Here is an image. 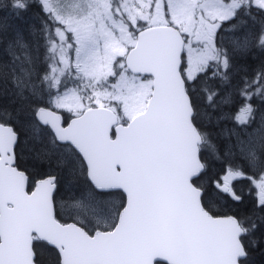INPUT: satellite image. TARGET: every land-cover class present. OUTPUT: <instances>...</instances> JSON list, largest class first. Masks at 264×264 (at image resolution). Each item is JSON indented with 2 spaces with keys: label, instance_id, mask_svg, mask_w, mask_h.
I'll list each match as a JSON object with an SVG mask.
<instances>
[{
  "label": "snow or ice",
  "instance_id": "obj_1",
  "mask_svg": "<svg viewBox=\"0 0 264 264\" xmlns=\"http://www.w3.org/2000/svg\"><path fill=\"white\" fill-rule=\"evenodd\" d=\"M10 6L20 14L31 7L28 0H12ZM253 6L264 11V0H81L62 14L44 0L52 22L61 25L55 29L59 44L49 36V52L59 56L44 77L57 91L49 104L76 118L62 127L48 107L36 109L35 116L51 126L58 141L74 146L95 191L122 189L127 201L109 210L92 197L94 219L61 223L54 214L55 178L40 181L29 194L28 177L13 166L16 133L0 123V264H34L33 242L39 240L58 249L60 264H240L246 259L243 238L249 229L202 203L197 181L205 165L198 153L207 134L194 123L185 85L207 75L210 61L219 64L221 56L229 67L228 53L215 47L218 21ZM259 42L264 47V34ZM247 43L245 37L240 46ZM117 57L123 62L116 64ZM117 76L109 91L108 79ZM261 79L264 75L246 83L241 95L249 98ZM68 81L76 86L68 88ZM215 95L209 94L210 103ZM252 113L251 105H243L237 122L246 125ZM248 156L256 162L255 151ZM243 175L228 169L216 188L238 200L231 182ZM258 187L264 203V176Z\"/></svg>",
  "mask_w": 264,
  "mask_h": 264
},
{
  "label": "trees",
  "instance_id": "obj_2",
  "mask_svg": "<svg viewBox=\"0 0 264 264\" xmlns=\"http://www.w3.org/2000/svg\"><path fill=\"white\" fill-rule=\"evenodd\" d=\"M0 2H9L8 7H11L12 0ZM28 2L31 7L26 12H39V6L34 0ZM261 34H264V11L255 6L251 9L245 8L230 20L220 22L214 35L215 47L228 53L229 67L224 68V57L221 56L219 64L210 61L211 71H208L207 75L201 73L195 81L187 82L194 109V123L202 133L207 134V143L203 144L200 150L205 169L197 181L204 193L202 202L206 207H211L214 214L236 216L242 226L249 229L248 235L243 238L247 251L244 264H264V203L259 199V191L254 184V179L258 177L264 165V91L257 93L258 88L264 90V79L249 89V98L241 95L246 83L252 84L264 75V47L259 42ZM245 37L248 43L246 47H242L240 45ZM6 47L10 49V42ZM32 60H35L34 56ZM0 65L3 66L1 60ZM13 89L16 90L15 86ZM210 93H216L211 103L208 100ZM4 94L7 95L5 98ZM27 102L23 95L18 93L16 96H10L9 92L0 88V107L6 116L19 119L18 124L21 123L23 127L15 123L19 127L16 147L18 166L27 171L30 178L55 175L57 190L54 202L62 219H74L72 216H76L78 212H82V218L94 219L93 212L85 209L79 211V207L72 206L73 202H81L87 198L91 188L80 160L73 151H68L71 155L55 142L48 143L43 137L42 142L40 135L27 131L23 124L31 123L25 118L30 111L31 120L38 124L33 118L34 107L28 109ZM36 103L41 104L39 101ZM245 104L251 105L254 119L242 125L237 122L236 115ZM42 130L43 135L48 134L47 130ZM25 131L29 134L26 135ZM244 132L251 134L243 136ZM251 151L256 153L255 163L248 156ZM228 169L244 174L231 182L238 200L222 194L216 188V182L222 183L221 177ZM95 194L104 197L112 195L110 197L117 200L118 206L124 200L120 192ZM74 197H77L76 200L70 201V198ZM59 208L64 210L65 215L60 213ZM35 250L38 263L59 264L56 251L46 243L35 244Z\"/></svg>",
  "mask_w": 264,
  "mask_h": 264
},
{
  "label": "rangeland",
  "instance_id": "obj_3",
  "mask_svg": "<svg viewBox=\"0 0 264 264\" xmlns=\"http://www.w3.org/2000/svg\"><path fill=\"white\" fill-rule=\"evenodd\" d=\"M38 1H40L44 5V0H38ZM80 2H81V0H49V3H51L52 6L54 8H56L57 11H61L62 14H67V11L69 9H74L75 6L78 5ZM225 2L227 3V2H229V0H225ZM7 8H10V7H7ZM3 15H5V14H3ZM6 15H8V14H6ZM17 15H19V14H17ZM19 17H20V15H19ZM35 35H36V33H33L31 35L30 40H29V43L31 45V50H28L29 49L28 43L24 44L22 42L11 41L10 42V49H8L6 47L7 43H5V45H4L5 52L8 54V56L14 55V57H11L10 60H6L4 58L0 59L3 62V64H6V66L10 69V72H14V73H12L13 75L8 74L9 82L7 83V87H6L5 91L9 92L10 96H16L18 93L23 95L24 98L28 101L27 102L28 109H29V107L30 108L31 107L36 108L38 105H40V104L36 103V101H39L40 103L43 102V97L41 95L40 87H39L38 80H37V74L39 73V71L41 69V61L43 59L44 54H43V49H42L40 43L37 41ZM193 47H197V45L194 43ZM33 56L35 57L34 61L32 60ZM186 59H187V56L185 55V61H186ZM28 63H34L37 65V70H36L34 76L31 77V79H29L28 77H25L22 74L21 75L17 74L21 71L20 69L22 67H25V65H27ZM74 63H75V60H74ZM186 66L187 65L185 64V67ZM18 70H20V71H18ZM15 71H18V72H15ZM15 74H17V75H15ZM148 79H150V78H148ZM4 80H5L4 76L0 75V82L4 81ZM118 80H119L118 76L117 77H110L108 79L105 87H108V90L111 91L112 89L109 86L117 83ZM18 84L23 86L22 92H21V88L18 87ZM12 86H15L16 90H14L12 88ZM81 87H83V84H81ZM63 92L61 94H63ZM90 92H91V90L89 89V94H90ZM85 101H87V100H85ZM34 108H33V111H34ZM30 113H32V111H30ZM30 113H28V115ZM9 117L14 118L13 116H9ZM32 122L34 123V121H32ZM27 127L32 128V131L35 132L36 134L40 135V137L44 136L42 134V131L39 130V132H38L33 127L32 123H28ZM25 132H23V134H25ZM28 134L29 133L26 132V135H28ZM250 134H251V132H244L243 136H249ZM40 140L42 142H44L42 139H40ZM61 148L64 149L67 153H69L67 148H63V147H61ZM69 154H71V153H69ZM261 169H260L261 171H260L258 177L256 179H254V184L257 186V190L259 191V193H260V188L258 187V184L261 180V177L264 176V165ZM92 197H94L96 200L103 201L105 203L106 209H109V210L115 209V206L117 203L115 198H112L110 196L104 197V196H100V195H97L94 193H89L88 197L85 199H82L81 202H77V201L73 202L72 206H74L76 208L79 207V209H78L79 211H81L82 209H85L87 211L93 212V208H92V205L90 203V200ZM76 198L77 197L70 198L71 199L70 201H74V200H76ZM76 214L79 215L80 218L82 217V216H80V214H82V212H78Z\"/></svg>",
  "mask_w": 264,
  "mask_h": 264
},
{
  "label": "flooded vegetation",
  "instance_id": "obj_4",
  "mask_svg": "<svg viewBox=\"0 0 264 264\" xmlns=\"http://www.w3.org/2000/svg\"><path fill=\"white\" fill-rule=\"evenodd\" d=\"M11 13H13L12 12V8L10 7V8H7V9H5L4 11H3V14H11ZM37 13V12H36ZM16 18H19V15H16L15 16ZM58 24V23H57ZM59 25V24H58ZM60 26V25H59ZM55 29L56 28H54V27H50V29H49V36L51 35L52 36V38L55 40V42L57 43V44H59V38L58 37H56L55 36ZM0 52H1V56H0V59L1 58H3L4 56H5V50H4V44H3V37L0 35ZM73 56V54L71 53V57ZM9 60V59H8ZM73 63V62H72ZM74 67V66H73ZM50 67L49 66H47V69H49ZM8 74H10V75H13L12 74V72H10V69L6 66V64H3V66H1L0 65V75H3L4 76V78H5V80L4 81H1L0 82V88H4V89H6V87H7V83L9 82V80H8ZM6 84V85H5ZM3 85H4V87H3ZM14 86H12V88H13ZM60 93H61V91H62V87L60 88ZM55 93V89L52 91V93H46V95H45V97H44V101H43V106L44 107H48V108H50V110H53V111H57V112H60L61 114H62V116H63V122H62V126H65L68 122H69V120L73 117V116H75V114H74V112H69L67 109H57V108H55V106H54V103L53 104H49V101H54V98L56 97V95H57V92H56V94H54ZM9 95H10V93H9ZM7 95L6 94H4V98L6 97ZM87 103V102H86ZM94 104V103H93ZM6 115H5V112L2 110V108L0 107V122H2V123H5V124H11V123H9V122H6V121H3L2 120V118L3 117H5ZM15 118V122L18 124V122H19V119H17L16 117H14ZM14 118H12L11 120H13L14 121ZM26 120H30L31 121V123L33 124V127L39 132V130L40 131H43L42 129H44V130H47L48 131V134L47 135H44V136H41L40 138L42 139V137L46 140V138H51V139H53V140H55V137H54V135L52 134V132H51V130H50V128L47 126V125H43V124H36V123H33L32 122V117L30 116V115H27L26 117ZM34 118V117H33ZM35 119V118H34ZM12 125V124H11ZM24 126H26L25 128L29 131V132H32V128H29V127H27L28 126V124L26 125V124H23ZM18 126L19 127H21V128H23L22 127V124L20 123V125L18 124ZM41 128V129H40ZM47 142V141H46ZM39 264V263H38Z\"/></svg>",
  "mask_w": 264,
  "mask_h": 264
},
{
  "label": "water",
  "instance_id": "obj_5",
  "mask_svg": "<svg viewBox=\"0 0 264 264\" xmlns=\"http://www.w3.org/2000/svg\"><path fill=\"white\" fill-rule=\"evenodd\" d=\"M189 99H190V97H189ZM38 119V118H37ZM72 121V120H71ZM54 131V130H53ZM61 142H63V141H61ZM16 143V142H15ZM68 143H70V142H68ZM15 145V144H14ZM14 145H13V155H14ZM74 147V146H73ZM198 155H199V153H198ZM14 158H15V155H14ZM200 158V157H199ZM14 161H15V159H14ZM85 162V164H86V161H84ZM202 163V162H201ZM15 167V166H14ZM87 167V166H86ZM23 172V171H22ZM87 176H88V174H87ZM49 177H53V178H55L54 176H47V177H44V178H42V179H39V180H37L36 181V184H35V187H36V185L40 182V181H42V180H44V179H47V178H49ZM88 179L90 180V178H89V176H88ZM91 181V180H90ZM25 188H27V183H26V186H25ZM55 189H56V185H55V188L53 189V193H52V196H53V194H54V191H55ZM35 190V188L33 189V191ZM122 190V189H121ZM123 191V190H122ZM124 192V191H123ZM125 193V192H124ZM30 194V193H29ZM125 195H126V201H127V194L125 193ZM219 217H227V216H219ZM233 217V216H232ZM68 224H72V223H68ZM47 242V241H46ZM48 243V242H47ZM49 245H51L50 243H48ZM52 246V245H51ZM53 247H55V246H53ZM56 248V247H55ZM57 249V248H56ZM61 259H62V257H61ZM243 260V259H242ZM242 260L240 261V264H243L242 263ZM166 263V262H165Z\"/></svg>",
  "mask_w": 264,
  "mask_h": 264
},
{
  "label": "bare ground",
  "instance_id": "obj_6",
  "mask_svg": "<svg viewBox=\"0 0 264 264\" xmlns=\"http://www.w3.org/2000/svg\"><path fill=\"white\" fill-rule=\"evenodd\" d=\"M33 117H34V115H33Z\"/></svg>",
  "mask_w": 264,
  "mask_h": 264
}]
</instances>
